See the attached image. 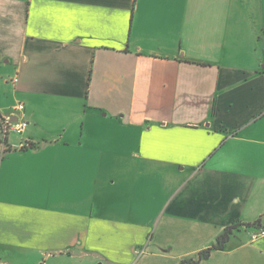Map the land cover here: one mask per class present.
<instances>
[{"label": "crops", "instance_id": "0c3cea01", "mask_svg": "<svg viewBox=\"0 0 264 264\" xmlns=\"http://www.w3.org/2000/svg\"><path fill=\"white\" fill-rule=\"evenodd\" d=\"M19 102L0 264H264V0H0Z\"/></svg>", "mask_w": 264, "mask_h": 264}, {"label": "built area", "instance_id": "2783aa9c", "mask_svg": "<svg viewBox=\"0 0 264 264\" xmlns=\"http://www.w3.org/2000/svg\"><path fill=\"white\" fill-rule=\"evenodd\" d=\"M12 82L17 83L18 78L13 79ZM25 108V104L19 102L12 108L11 114L5 117L0 116L1 137L4 142H7L11 134H18L22 136L26 132L28 128V122L24 116ZM13 117H17L16 122L12 120ZM8 148L11 150L21 151L28 149L29 145L27 141L22 140L18 144L8 143ZM262 238H264V225L251 234L252 241H256Z\"/></svg>", "mask_w": 264, "mask_h": 264}, {"label": "trees", "instance_id": "16d2710c", "mask_svg": "<svg viewBox=\"0 0 264 264\" xmlns=\"http://www.w3.org/2000/svg\"><path fill=\"white\" fill-rule=\"evenodd\" d=\"M248 226L251 227V225H248ZM253 226H256V224H254ZM233 228L234 227L227 228L224 231V233L218 237L216 244H214L210 248L202 251L199 254V258L197 260H195V261L194 260H184L180 264H199L202 261L207 260L213 251L222 249L224 247V245L229 241V239L232 235V229Z\"/></svg>", "mask_w": 264, "mask_h": 264}, {"label": "rangeland", "instance_id": "374dc122", "mask_svg": "<svg viewBox=\"0 0 264 264\" xmlns=\"http://www.w3.org/2000/svg\"><path fill=\"white\" fill-rule=\"evenodd\" d=\"M47 260V259H46ZM15 261H17V260H15ZM9 263V262H8ZM17 263L18 264H25L23 261L22 262H20V261H17ZM27 264V263H26Z\"/></svg>", "mask_w": 264, "mask_h": 264}, {"label": "water", "instance_id": "95a60500", "mask_svg": "<svg viewBox=\"0 0 264 264\" xmlns=\"http://www.w3.org/2000/svg\"><path fill=\"white\" fill-rule=\"evenodd\" d=\"M12 120L16 122L17 121V117H13Z\"/></svg>", "mask_w": 264, "mask_h": 264}]
</instances>
